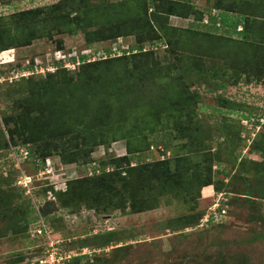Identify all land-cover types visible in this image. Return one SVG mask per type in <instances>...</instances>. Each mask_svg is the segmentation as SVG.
I'll return each instance as SVG.
<instances>
[{
  "label": "trees",
  "instance_id": "obj_1",
  "mask_svg": "<svg viewBox=\"0 0 264 264\" xmlns=\"http://www.w3.org/2000/svg\"><path fill=\"white\" fill-rule=\"evenodd\" d=\"M233 1L227 5L226 0H211L205 5V10H199L189 0H123L119 5L101 1L91 3V0H60L52 5L19 11L4 22L0 21V52L29 47L42 39L53 40L55 52L62 51L65 35L82 34L88 45L129 36H134L138 42L124 53L114 54V57L110 50L106 58L94 61H90L87 55L57 59L54 53L41 65L33 59L25 69L20 67L23 70L17 74L22 77L4 93L5 103L8 100L13 103L1 115L10 139L7 140L0 129V149H8L9 156L11 143L18 148L25 146L29 157L23 162L24 170L37 176L39 171L46 169L47 159L57 157L61 166L87 164L91 162L95 149L111 143L110 136L113 135V139L115 134L116 140H126L125 155L102 161L104 167L96 169L92 175L68 180L66 190H56L55 185L45 182L44 195L51 193L72 213H77L84 205L97 216L118 211L124 215H137L158 209L160 200L167 204L175 199L187 205L190 213L177 218L174 225L184 231L187 228L197 231L196 227L206 213L192 211L204 207L209 209L219 194L226 195L222 199L225 206L240 208L245 205L254 207L260 202L264 204V131L259 142L246 145V153L262 152L261 162H246L243 157L239 161L238 158L233 159L236 168L241 169L239 184L226 182L225 178L230 174L223 169L217 174L220 172L224 177L215 179L213 167L228 160L220 147L214 152L207 143L206 137L212 140L213 134L204 128L206 122L199 112L203 97L194 89L195 81L210 76L234 78L232 84L235 85L243 80L245 71L250 74L245 81L247 84L256 83L264 75V45L260 43L264 40V0H256L259 1L256 3ZM212 10L221 12V29H224L221 34L215 32L221 29L216 26L218 18L209 14ZM206 16L212 25L202 23ZM172 17L182 20L193 18V23L202 30L193 26L186 30L173 26L170 23ZM239 26H242V31H238ZM55 36L59 38L55 39ZM145 44L151 47L146 49ZM180 46H183L181 53L178 50ZM203 51H217L218 57L223 56V62L205 61L210 54H203ZM241 52L246 57L241 55L239 58ZM67 63L70 67H66ZM40 68L45 72L37 71ZM230 68L234 75L227 77ZM22 73L30 74L23 76ZM145 87H150V94L143 91ZM132 91L131 103L125 98ZM13 96L15 98L11 99ZM217 101L232 112L229 116L236 110L240 111L245 104L223 95ZM147 117L151 118L147 119L150 122L144 121ZM256 124L264 128L260 119ZM237 126L232 122L228 130L240 135ZM155 133L159 134L158 138L151 139L150 135ZM181 139H188L192 148L184 143L174 144ZM226 139L229 142V137ZM241 141L238 136L236 144ZM153 145L161 150L163 157L171 152L173 155L174 148L186 153L140 163L136 156L149 151ZM1 164L0 175L7 168V164ZM7 170L8 176L12 172L13 176L19 174L13 170L12 164ZM10 180L14 182L15 191L10 189L0 194V217L5 219L4 214H7L8 220L3 224L4 228L24 233L25 238L48 237L45 226L41 229L42 234L35 233L34 229L36 226L42 228L39 221L53 220L56 215L42 217L39 212L42 195L36 182L32 192L27 194L25 189L15 184L16 177ZM11 190L15 194H10ZM4 207L9 213L1 216ZM4 219H1L2 223ZM175 226L174 230L178 231ZM117 235L116 231L97 233L80 241L79 245L104 249L113 242L116 245L123 242ZM187 238L186 246L193 251H201L203 255L206 246L198 247L194 241L199 235ZM250 242V239L235 237L210 246V249L215 248L214 254L208 252L207 256L211 258V264H249ZM131 246L113 250L125 252ZM109 254L94 255L93 259L86 254L69 256L64 264H113L115 257L105 258ZM183 255L184 261L178 257L180 264H187L189 259L195 260L200 256H191L187 249ZM13 262L20 263L21 259ZM199 262L201 264L202 261Z\"/></svg>",
  "mask_w": 264,
  "mask_h": 264
},
{
  "label": "rangeland",
  "instance_id": "obj_2",
  "mask_svg": "<svg viewBox=\"0 0 264 264\" xmlns=\"http://www.w3.org/2000/svg\"><path fill=\"white\" fill-rule=\"evenodd\" d=\"M59 1L60 0H0V21L4 22L10 15L19 11L44 7L55 4ZM97 1H101L102 3L106 2L109 5H119L123 0H91V3H95ZM145 1L150 2V0ZM189 1L195 3L199 10H205V5H208L211 2V0ZM232 1L233 0H226V4L228 5L232 3ZM246 1L250 3L259 2L256 0ZM220 14L221 12L218 11L215 12L214 15L218 18L216 26L221 29L222 23ZM193 21V18L182 20L172 17L170 23L173 26L180 27L184 30L188 29L190 26L202 30V28L196 23H193ZM205 23L206 22L204 21V24ZM223 31L224 29L216 30L215 32L221 34ZM230 35L237 37L235 34ZM57 38L59 37L55 36V39ZM63 38L65 41V48L62 51L55 52L56 44L53 40L42 39L33 42V44L29 47L0 52V129L3 130L7 140L10 138L7 127H5L2 122L1 115L7 106L12 105L13 101L8 100L6 101V104V95L4 93L8 87L14 85L16 81L20 80V77L22 76H20L19 73L17 74V72L25 69V65L29 64L31 60L34 59V62L37 65H41L45 61H49L55 53V58L57 59H65L69 56L78 57L80 55H87L90 57V61H94L96 59L106 58V56H108L107 51L109 50L111 51V56L114 57V54L120 55L129 47H133L136 43H138L134 36L122 37L116 41L97 42L92 45L86 44L82 34L73 37L65 35ZM260 43L264 45V40H260ZM194 45L195 44H193V46ZM204 45L206 46V44ZM145 47L148 49L151 46L149 44H145ZM164 48L165 47L162 49ZM181 48H183V46L178 47L180 53L182 52ZM160 51L164 52V50ZM207 53L210 54V57L206 56L207 58L205 61L223 62L221 61L223 56L218 57L217 51H203V54ZM241 53L239 58L241 55L242 58L246 57L245 53ZM236 64L237 62L235 63V66ZM50 66H52V64H50ZM20 67L23 69H20ZM40 69L38 71L41 74L45 72L44 70L41 72L42 70L40 71ZM248 73V71L243 72V80L239 81V83L235 85L232 84L234 78L216 79L213 76L203 80L198 79V81H195L194 83V89H196L203 97L202 102L204 104H201V110L199 112L200 116H202L206 122V126H204V128L209 131V134H213L212 140L211 138L206 137L207 143L208 145H211L213 148L212 151L214 152L218 147H220L223 152L222 155H224V158L228 160L227 163H224L221 166L216 165L213 167L216 172L214 177L215 179H222L224 176L220 175V172L217 174V172L223 169L226 174H230L229 178H225V181H229L231 184L235 183L236 185L241 182L240 179H238L241 169H237L233 164L234 158H238L239 161L243 157L246 162H261L263 160L261 151L256 153H246V147L252 142L253 144L259 142L261 138L260 134L264 131V128L257 126L256 124L259 119L264 122V75L256 83L247 84L245 81L250 78V74ZM29 74L30 73H22L23 76ZM227 74H229L227 77H232L234 72L230 68V71L227 72ZM136 89L140 90L138 88ZM143 91L146 94H150L149 92L151 90L150 87H145ZM132 93L133 91L130 92L129 95L127 94L125 98V100H131V103L133 102ZM222 95L229 100L233 99L245 104L243 107L241 106L240 111L236 110L234 114L229 116V113L232 112L227 111V109L221 106L217 101ZM14 98L15 96L11 97V99ZM147 99L149 100V97ZM149 101L147 102L149 103ZM147 119L151 118L147 117L144 121L150 122ZM229 119L231 120L229 121ZM231 121L239 126L240 135L236 132L228 130L229 125L232 124ZM147 133L149 134V132ZM112 136L109 137V140L111 139V143L109 145L98 147L94 150L90 163L80 165L71 163L61 166L59 165V158L55 157L53 159H49L50 161L48 162L50 165V174L48 173L40 176L39 179L36 177L35 180H33L31 187L36 182V187L40 190V194L42 195L40 200L42 204L39 212L41 213L46 202L55 201L58 206V211L55 214L51 213L48 215H56L52 218L53 220L47 219L39 221L42 228L40 226H36L34 229L35 233L42 234V232L39 233V231L44 229L45 226L48 230V233H46L48 237H45L44 239H34L31 236L25 238L24 233H19L18 231L15 233L13 229L7 231L5 229L6 227L4 228L3 225L5 222H8L7 214L4 213H9V210L5 207L3 208L1 216L4 214L5 219L0 217V264H40V260L49 261L47 262L49 264H64L65 261L68 260L67 258H69V256L79 254L84 255V253L88 255L90 259H93L94 255L111 253L112 258L115 257V259H112L113 264H180L178 257H181V260L184 261L185 257L183 254L186 249L192 253L191 256L193 257L200 255L197 257L198 259H189V261H186L187 264H196L197 261V264H200L199 261H202L201 264H211L212 260L207 256V253L209 252L214 254L213 250L215 248L210 249V246L214 247V244L228 242L235 237L246 241H249V239L251 240L250 243H252V245H249L248 255L249 264H264V204L261 202L254 207H250L248 205L240 208L235 205L225 206V204L222 203V199H225L226 195H217L215 200L221 199V208L225 209L229 215L217 210V213H223L218 215V222L202 224V221L196 227L198 228L196 229L197 231H192L187 228L186 232L183 228L175 226L174 221L181 216L188 215L190 210L186 209L187 205H184L182 202L176 201L175 199H172L173 201L171 203L168 202L167 204L166 202L160 200L158 209L143 214L124 215L118 211L114 212L112 215L97 216L93 210H88L84 205L77 213H72L70 209L64 208L51 193L48 192V195H44L47 187V184H45L46 181L50 184H55L56 190L61 188L62 191H64L66 190V182L68 180L84 177L88 174L92 175L96 169L101 170L100 168L104 167L101 164L102 161H106L110 157L115 158L125 155L127 153L126 140L118 141L115 138V134L113 139ZM157 136H159V134L155 133V135H150V138H158ZM238 136L239 139L242 140L239 142L240 144L238 143L239 145L236 144ZM226 137H229V142ZM188 142V139H181L174 142V144L178 143L177 145H181L184 143L185 146L190 145L189 148H192L191 142L189 144ZM19 144L21 143L18 139V145ZM56 144L57 142H54V145ZM10 145L12 146L9 149V156L7 154L8 149L5 147L0 149V161L7 164V168H2L4 173L0 175V194L6 190L8 192L10 189L15 191L13 187L14 182H11L10 178H17V176H13L14 174L12 172L9 174V177L7 169H9V166L12 164L13 170L18 171L17 168H15V164H13L14 158L11 156L12 150L18 148V146H15L12 143ZM154 145L149 151L140 156H136L140 163L155 162L166 157L170 158L174 154L186 153L180 152V148H174L173 155L171 152L168 153L166 157H163L160 155L161 150H158V148ZM228 147H230V149H228ZM240 151L242 152V155H240ZM229 154H231V157H228ZM21 160L22 159H20L18 163ZM26 161L27 160H22L20 164L22 170L25 169L23 162ZM1 167L2 164L0 169ZM51 168L54 169L51 170ZM234 173L236 174L233 176ZM26 174L32 175L29 173ZM6 176H8V178ZM10 194L15 193L11 190ZM210 208H197L194 209L192 213H206L207 215ZM1 219H4L3 223L1 222ZM213 225L217 226L214 227ZM174 226L178 231L174 230ZM52 231L54 232L51 233ZM107 231H116L118 234L117 236H119L118 238H120V240L122 239L123 242H119L120 244L118 245L113 242L112 245H109L104 249L86 248V246L81 247L79 245V242L83 241V239H88V237L97 233H105ZM183 231L184 234L179 235V233ZM194 234L199 235V238L194 239V241L197 242V246H206V248H203V255L201 254V251H193L190 246H186L185 244L187 239H189L187 237ZM238 234H240V236H238ZM126 245H132L129 249H127L128 251L124 252V250H113ZM111 255H105V258H111ZM19 259H21L20 263L13 262Z\"/></svg>",
  "mask_w": 264,
  "mask_h": 264
},
{
  "label": "built area",
  "instance_id": "obj_3",
  "mask_svg": "<svg viewBox=\"0 0 264 264\" xmlns=\"http://www.w3.org/2000/svg\"><path fill=\"white\" fill-rule=\"evenodd\" d=\"M215 12H218V11L212 10L209 14L210 15L213 14L212 16L215 17V15H214ZM204 21L206 22L205 24H204ZM203 24L204 25H208V26L212 25L210 18L206 16L205 19L203 20ZM242 29H243L242 26L238 27V31H242ZM66 67H70V64L67 63ZM43 70H44L43 68L40 69L41 72H43ZM11 156L14 158L13 164H15V168H17V170L19 171V174H18V176L16 178L15 184L18 187H21L22 189H25V192L27 194H30L32 192V190L34 189L33 186L31 187V184L33 183V180H35L36 177L39 179L40 176H43V175H46V174L49 173L50 165L48 164V162L50 160L47 159V161H46V169L45 170H41V171H39L37 176H33V175L26 174V172L24 170H22L21 167H20V164H21L22 160H27L28 157H29V150L26 147H19V148L13 149L12 152H11ZM20 159H22V160L18 163V161ZM53 169L54 168H51V170H53ZM55 187H56V185H55ZM59 189H61V188H59ZM219 195H221V194H219ZM217 210H220L219 212H224L225 214H227V211H225V209L221 208V199L220 200H216V203L213 204V206L210 208V211L204 217L202 224L218 222V219H217V218H219L218 215L223 214V213H217ZM41 232H42V230L39 231V233H41ZM45 233H48V230H46ZM39 262H40V264H49V263H47L49 261L40 260Z\"/></svg>",
  "mask_w": 264,
  "mask_h": 264
},
{
  "label": "water",
  "instance_id": "obj_4",
  "mask_svg": "<svg viewBox=\"0 0 264 264\" xmlns=\"http://www.w3.org/2000/svg\"><path fill=\"white\" fill-rule=\"evenodd\" d=\"M58 211V206L56 205V202H46L43 206V209L41 211L42 217L46 218L51 213H56Z\"/></svg>",
  "mask_w": 264,
  "mask_h": 264
}]
</instances>
